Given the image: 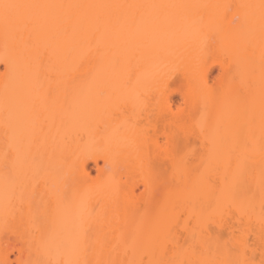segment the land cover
<instances>
[{
  "label": "bare ground",
  "instance_id": "1",
  "mask_svg": "<svg viewBox=\"0 0 264 264\" xmlns=\"http://www.w3.org/2000/svg\"><path fill=\"white\" fill-rule=\"evenodd\" d=\"M5 3L0 264H261L264 0Z\"/></svg>",
  "mask_w": 264,
  "mask_h": 264
},
{
  "label": "snow or ice",
  "instance_id": "2",
  "mask_svg": "<svg viewBox=\"0 0 264 264\" xmlns=\"http://www.w3.org/2000/svg\"><path fill=\"white\" fill-rule=\"evenodd\" d=\"M23 7L21 5H13V4H0V9H3V18L5 20V23H7L10 19L9 16V10L14 9V8H19ZM226 10V15L231 13L232 11V6L231 5H223L221 6ZM233 24L237 25L240 23V17L239 16H234L233 17ZM5 71H7V64H5ZM261 264H264V261L261 262Z\"/></svg>",
  "mask_w": 264,
  "mask_h": 264
},
{
  "label": "rangeland",
  "instance_id": "3",
  "mask_svg": "<svg viewBox=\"0 0 264 264\" xmlns=\"http://www.w3.org/2000/svg\"><path fill=\"white\" fill-rule=\"evenodd\" d=\"M91 166L93 167V168H95V165L92 163L91 164ZM94 174L96 173V171L94 170V172H93ZM187 218L186 217H181V221H185ZM15 244H16V242H11L10 243V245H6V249H8V250H10V251H12L14 254H16L17 253V251H16V249H15Z\"/></svg>",
  "mask_w": 264,
  "mask_h": 264
}]
</instances>
